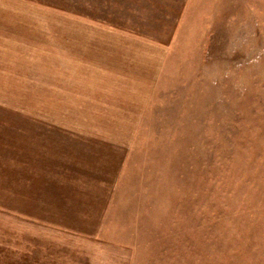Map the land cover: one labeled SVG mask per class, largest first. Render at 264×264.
<instances>
[{
	"label": "rangeland",
	"instance_id": "374dc122",
	"mask_svg": "<svg viewBox=\"0 0 264 264\" xmlns=\"http://www.w3.org/2000/svg\"><path fill=\"white\" fill-rule=\"evenodd\" d=\"M0 264H264V0H0Z\"/></svg>",
	"mask_w": 264,
	"mask_h": 264
},
{
	"label": "crops",
	"instance_id": "0c3cea01",
	"mask_svg": "<svg viewBox=\"0 0 264 264\" xmlns=\"http://www.w3.org/2000/svg\"><path fill=\"white\" fill-rule=\"evenodd\" d=\"M81 136H83V134H81ZM73 151L77 153L75 154V156H73V159L69 160L68 158H65L63 159V162L59 160L56 162L71 166L70 171L71 173H73V175L71 176L72 183L70 184V188L73 189L71 195L74 196L75 204H77V199L79 198V219L83 221V187H87V184H83V148L79 147V149H74ZM76 210L77 209L73 207L69 211L70 213H72ZM80 234L83 235V232H81Z\"/></svg>",
	"mask_w": 264,
	"mask_h": 264
}]
</instances>
